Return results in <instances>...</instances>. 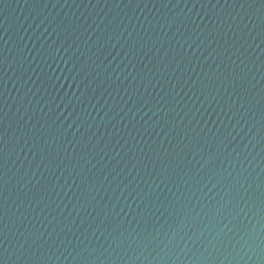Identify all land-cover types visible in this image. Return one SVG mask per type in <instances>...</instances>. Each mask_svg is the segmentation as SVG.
I'll list each match as a JSON object with an SVG mask.
<instances>
[{
  "label": "water",
  "instance_id": "95a60500",
  "mask_svg": "<svg viewBox=\"0 0 264 264\" xmlns=\"http://www.w3.org/2000/svg\"><path fill=\"white\" fill-rule=\"evenodd\" d=\"M0 264H264V0H0Z\"/></svg>",
  "mask_w": 264,
  "mask_h": 264
}]
</instances>
